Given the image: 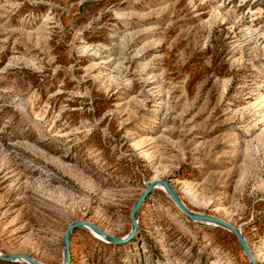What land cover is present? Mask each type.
Masks as SVG:
<instances>
[{"label": "rangeland", "instance_id": "rangeland-1", "mask_svg": "<svg viewBox=\"0 0 264 264\" xmlns=\"http://www.w3.org/2000/svg\"><path fill=\"white\" fill-rule=\"evenodd\" d=\"M154 179L264 264V0H0V253L124 238ZM69 264L249 261L155 188Z\"/></svg>", "mask_w": 264, "mask_h": 264}, {"label": "water", "instance_id": "water-1", "mask_svg": "<svg viewBox=\"0 0 264 264\" xmlns=\"http://www.w3.org/2000/svg\"><path fill=\"white\" fill-rule=\"evenodd\" d=\"M158 185H161L165 188L166 193L171 197V199L174 201V203L177 205V207L181 210V212L184 213L192 221L209 222V223L215 224L217 226H220V227L228 230L232 234H234L235 237L237 238V241H238L240 247L242 248L244 254L248 258L249 264H256L255 258L252 255V253L249 249V246H248L244 236L242 235V233L240 232L239 229L230 225L229 223H227L226 221H224L220 218L205 215V214H199V213H196L194 211L189 210L183 204L180 197L177 195V193L172 188L170 183L168 181L162 180V179H154L151 182H149L146 185L145 191L140 195V197L135 202V204L132 208V212H131V216H132V220H133V227H132L130 233L124 238H117L113 235H107L102 230H100L97 226L93 225L92 223L86 222V221H75L72 224H70L68 226L66 232H65L64 237H63V244H64V261H63V264H69V262H70V236H71L72 231L77 229V228L92 229L96 233H98L100 235H104L105 237H107L109 239V242L114 243V244H124V243L129 242L134 237L135 232L137 230V214L140 210L141 205L143 204V202L145 201L147 196ZM0 259H2L4 261H20L21 259H23L24 262L28 263V264H42V263L36 261L35 259H33L32 257L26 256V255H4V254L0 253Z\"/></svg>", "mask_w": 264, "mask_h": 264}, {"label": "bare ground", "instance_id": "bare-ground-1", "mask_svg": "<svg viewBox=\"0 0 264 264\" xmlns=\"http://www.w3.org/2000/svg\"><path fill=\"white\" fill-rule=\"evenodd\" d=\"M156 188H160V189H162L163 191H165L166 192V190H165V188L163 187V186H161V185H158ZM184 204V203H183ZM185 205V204H184ZM186 206V205H185ZM189 209V208H188ZM190 210V209H189ZM223 220V219H222ZM225 221V220H224ZM227 222V221H226ZM207 223H209V222H207ZM228 223V222H227ZM230 224V223H229ZM230 225H232V224H230ZM233 226V225H232ZM99 228V227H98ZM89 229V228H88ZM100 229V228H99ZM90 230H92V229H90ZM100 230H102V229H100ZM93 231V230H92ZM103 231V230H102ZM95 232V231H94ZM104 232V231H103ZM241 232V231H240ZM105 234H107V235H111V234H108V233H106V232H104ZM242 233V232H241ZM95 235H97L101 240H103V241H106V242H109V239L107 238V237H105L104 235H100V234H98V233H96L95 232ZM243 235V234H242ZM20 261H23V259H21Z\"/></svg>", "mask_w": 264, "mask_h": 264}]
</instances>
